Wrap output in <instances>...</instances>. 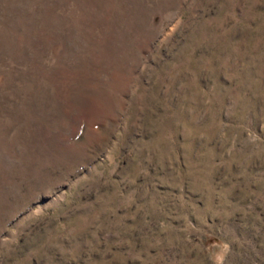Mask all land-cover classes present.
Instances as JSON below:
<instances>
[{
  "label": "rangeland",
  "instance_id": "1",
  "mask_svg": "<svg viewBox=\"0 0 264 264\" xmlns=\"http://www.w3.org/2000/svg\"><path fill=\"white\" fill-rule=\"evenodd\" d=\"M0 264H264V0H0Z\"/></svg>",
  "mask_w": 264,
  "mask_h": 264
}]
</instances>
